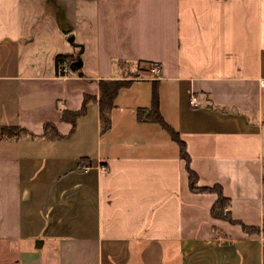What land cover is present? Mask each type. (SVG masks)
Masks as SVG:
<instances>
[{"label":"crops","instance_id":"0c3cea01","mask_svg":"<svg viewBox=\"0 0 264 264\" xmlns=\"http://www.w3.org/2000/svg\"><path fill=\"white\" fill-rule=\"evenodd\" d=\"M23 1L29 14L43 1L53 38L0 0V126L38 134L0 139V264H264V0ZM58 53L81 66L56 73ZM138 61L150 70L119 89L101 132L99 80ZM152 79L198 184H219L258 232L212 217L216 194L190 190L178 144L137 120ZM84 95L72 134L39 135L45 122L69 134L61 111Z\"/></svg>","mask_w":264,"mask_h":264},{"label":"trees","instance_id":"16d2710c","mask_svg":"<svg viewBox=\"0 0 264 264\" xmlns=\"http://www.w3.org/2000/svg\"><path fill=\"white\" fill-rule=\"evenodd\" d=\"M75 59L71 53H58L54 57V64L56 73L63 75L64 71L61 70V64L63 62L70 63ZM70 70V68H69ZM72 71V70H70ZM139 74L125 78L116 79H100L98 82L99 94L97 102L99 105V121L100 131H106L110 126V110L114 106V99L122 87L128 86L133 79L138 78ZM89 99H95V96L84 95L82 105L78 110L63 109L61 111V119L70 122L72 127L67 135L60 134L55 124L52 122H45L43 125L42 137L47 139H60L66 138L75 128L76 119L86 112V104ZM136 118L140 121H153L157 122L163 129H165L170 137L178 144L180 157L185 161V167L188 173L189 188L194 192H213L216 194V199L210 207V213L212 217L221 218L227 220L230 223H238L242 226L243 230L247 232H258L259 228L256 226H248L243 224L241 221L236 220L230 213V201L223 194L221 186L219 184H213L209 186H201L198 184V175L190 167V157L187 153L185 142L180 138L179 133L164 119L159 109V91H158V80L152 79L151 81V97L149 107H140L136 110ZM22 135L37 136L38 134L32 133L24 127L18 125H2L0 126V139L3 138H19ZM91 159L87 156L79 158L78 167L80 169L90 166ZM261 230L264 233V208L262 215Z\"/></svg>","mask_w":264,"mask_h":264},{"label":"rangeland","instance_id":"374dc122","mask_svg":"<svg viewBox=\"0 0 264 264\" xmlns=\"http://www.w3.org/2000/svg\"><path fill=\"white\" fill-rule=\"evenodd\" d=\"M55 2L57 0H54ZM43 1H40L38 5H36L35 9L32 10V13L29 14L26 11L25 6L27 4L24 3L23 0H21V25L26 27L27 25L31 24V26H33V30L37 31L38 38H45L46 36H49L50 38H53V33L51 30V28L54 25V21L51 18H48L47 15H45L44 9L42 7V3ZM46 11V10H45ZM47 12V11H46ZM87 17H90V14L92 13L91 10L87 9L84 11ZM63 22V21H62ZM57 23H60L59 18H57ZM64 29H61V31H63ZM73 34V33H71ZM68 37V36H67ZM26 52V51H25ZM48 54V52H46ZM49 57V55H48ZM131 69H129V67H126V74L127 77H131L134 74H139L140 76L146 75L145 70H150V69H146V64L143 62H136V63H132L131 64ZM152 72V71H150Z\"/></svg>","mask_w":264,"mask_h":264},{"label":"water","instance_id":"95a60500","mask_svg":"<svg viewBox=\"0 0 264 264\" xmlns=\"http://www.w3.org/2000/svg\"><path fill=\"white\" fill-rule=\"evenodd\" d=\"M63 32H64V33H67L68 30H67V29H64ZM73 40H74V35H73V34H70V35L67 37V41L70 42V43H72ZM81 64H82L81 59H80L79 57H77L76 59H74V60L70 63L69 68H70V70H75V69H77L78 67H80Z\"/></svg>","mask_w":264,"mask_h":264},{"label":"built area","instance_id":"2783aa9c","mask_svg":"<svg viewBox=\"0 0 264 264\" xmlns=\"http://www.w3.org/2000/svg\"><path fill=\"white\" fill-rule=\"evenodd\" d=\"M61 70L64 71L65 73L68 72L69 71L68 63L63 62L61 64ZM151 71L154 72V73L159 72V66L157 64L151 66Z\"/></svg>","mask_w":264,"mask_h":264}]
</instances>
